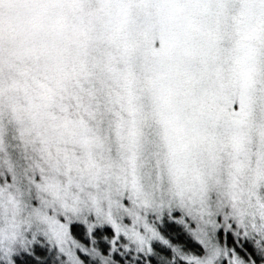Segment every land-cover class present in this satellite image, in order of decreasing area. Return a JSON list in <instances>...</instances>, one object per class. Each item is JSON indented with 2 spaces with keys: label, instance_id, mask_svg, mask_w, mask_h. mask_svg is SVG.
I'll return each mask as SVG.
<instances>
[{
  "label": "snow or ice",
  "instance_id": "obj_1",
  "mask_svg": "<svg viewBox=\"0 0 264 264\" xmlns=\"http://www.w3.org/2000/svg\"><path fill=\"white\" fill-rule=\"evenodd\" d=\"M0 264H264V0H0Z\"/></svg>",
  "mask_w": 264,
  "mask_h": 264
}]
</instances>
